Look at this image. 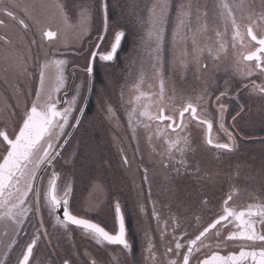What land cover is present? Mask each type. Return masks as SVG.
<instances>
[{
	"label": "rangeland",
	"instance_id": "374dc122",
	"mask_svg": "<svg viewBox=\"0 0 264 264\" xmlns=\"http://www.w3.org/2000/svg\"><path fill=\"white\" fill-rule=\"evenodd\" d=\"M49 2H52L51 7L47 3H40V6L49 16H56L54 22L45 24L48 26L46 28L57 32V39L47 44L46 49H39L30 42L29 49L26 50L22 34L15 32L20 31L16 24L17 17H20L18 12L12 11L15 19L4 13L2 16L6 24L5 27H0V38L6 37L10 42H7L6 48L0 47V70L11 64L10 60L14 58L31 63L30 60L27 61L30 56L35 64V72L31 78L27 74L22 75L27 81L22 77L13 80L17 86L24 84L29 87L25 98L20 86L19 94L12 88L13 96L21 99L19 103L27 99L30 100L28 105L32 106L37 100L38 89V103L46 102L49 96L58 103L67 80L65 64L62 69L49 64L44 69L43 85L40 80L41 65L46 61L65 60V46L71 39L82 37L87 66L89 58L91 59L89 50L96 44L99 35L105 36V42L109 43L107 50H110L115 33H125L114 60L110 63L102 61L106 65L105 72L102 71L101 82L98 85L96 83L95 87V104L99 113L91 116L94 118L98 115L90 131L85 134L83 147L75 153V159L81 166L70 167V181L59 180V185L56 186L59 198H63L66 187H71L67 199L74 213L93 218L110 227L115 218L114 208L118 203L120 209L126 211L125 216L132 225V238L139 241V249L145 250L147 264H172L184 251L187 241L195 239L199 234L201 227L214 214L215 207L221 204L223 198L233 196V205L242 207L254 206L256 201H262L264 140L256 137L264 135V104L262 105L259 97L260 101L253 97L250 89H243L246 84L243 81L252 79L255 65L243 62L242 56L252 47L247 39L246 27L251 25L255 30V26L257 33L264 34V20L257 22L258 15L261 18L264 14V0H168L169 9L162 24L158 25L163 30L158 51L157 43L148 40V32L153 27L149 9L157 0ZM103 4L107 5V32L104 31ZM223 4L228 5L239 25L241 35L236 39H233L231 18L227 9L222 7ZM16 5L14 0L2 1L0 10H15ZM188 5L191 7L188 8ZM181 6H185L184 10L189 15H179ZM58 7L59 10L54 12ZM85 10L88 12L86 19L81 15ZM44 14L46 15L45 12ZM77 14L79 19L74 20L72 16L77 19ZM42 17L48 19L47 16ZM37 23L39 22L30 24L28 36L31 37L33 29L37 32L43 30ZM209 49L212 50L211 54ZM61 71L62 82L58 80ZM141 74L143 82L138 84ZM2 79L5 80V77ZM161 81L164 85L163 99ZM86 87L85 76L76 89L73 108L81 96L83 101ZM239 90L244 91V99H240L241 93L237 96ZM222 92L225 95L221 96ZM141 93L144 95L141 96ZM137 96H141L139 101L136 100ZM218 96L219 101L216 99ZM199 97L203 99L197 104ZM238 101L240 106L237 105ZM189 102L197 106L198 113L203 108L206 115L201 118L212 122V142L229 144L231 151L208 147L205 142V126L193 121L188 115L183 120V126L175 132L168 129L167 123H159L155 119L149 120L139 115L145 107L154 116L163 108L167 116L170 115L177 121L179 111ZM220 105H224L222 113ZM8 106L0 100V122L14 125L11 112L20 104L10 110ZM133 107L137 108V112L130 123L129 113ZM73 108L64 134L60 139L52 141L58 147L70 125ZM234 117L235 120H232ZM231 126L233 129L229 128ZM172 142L177 143L169 151V144ZM208 158L225 159L213 164L206 160ZM237 162L238 165H233ZM56 169L60 178L62 168L58 166V162ZM224 171L232 175L231 179L241 180L240 186L233 185ZM207 174L209 178L204 177ZM203 180L209 185H196ZM12 201L11 203H15V198ZM41 208L47 214L51 212L47 206ZM4 211L6 209L0 208V213ZM15 211L14 209L13 212ZM24 217L25 215L17 217L21 221L18 224L0 221V264L6 258L18 255L16 236ZM55 224L57 223L54 222L53 225ZM46 227L48 234L60 233L57 229L50 228L49 220ZM62 227L64 231V226ZM215 232L203 238V245L199 242L196 248L206 245L211 250L228 248L220 241L222 231L219 230L218 237ZM68 234L66 240L56 241L54 249L58 252L59 247L62 249L66 246L72 251L76 249V254L80 256L81 242L88 241L87 235L81 231L82 236L74 231H68ZM81 238L82 241L78 242ZM177 243L181 245L179 249L176 248ZM85 246L93 249L90 244ZM83 252L88 256L87 250ZM114 255L116 264H126L123 259L130 258L129 249L121 246L116 247Z\"/></svg>",
	"mask_w": 264,
	"mask_h": 264
},
{
	"label": "flooded vegetation",
	"instance_id": "af4514ba",
	"mask_svg": "<svg viewBox=\"0 0 264 264\" xmlns=\"http://www.w3.org/2000/svg\"><path fill=\"white\" fill-rule=\"evenodd\" d=\"M7 0H0V2ZM16 2V8L15 10L12 8L11 11H16L20 15V17H17L18 20H16V24L18 29L20 31H15L20 34H22L23 40H24V45L25 49H29L30 42L31 44H35V46L39 49H46L47 44L54 42L57 39V32L54 30H50L47 24L45 23H52L54 22V19L56 16H49L46 11V15L43 12L42 6H40V3H47L50 5L52 2H49V0H14ZM65 0H61V2H64ZM58 5V2H57ZM59 10L58 8H55L54 12H57ZM30 12L32 14H30ZM4 11L0 10V20L3 21L2 24H0V27H5L6 22L2 18ZM15 16V15H14ZM42 16H47L48 19L44 18ZM16 17V16H15ZM77 19L72 16L74 20H78L79 16L78 14L76 15ZM257 22L261 20L260 14L257 17ZM13 20V19H11ZM20 20L24 21V24L27 25L28 27L25 28L23 25L19 23ZM36 21H38V27H43V30L40 32H37L36 29H33L31 32V37L28 36V28L30 27V24L33 22V24H36ZM248 27V26H247ZM247 27L246 30L247 31ZM254 29L256 30L255 26ZM22 30V31H21ZM254 30V34L257 36L258 39L264 37V34H259L257 31ZM44 31H52L56 33V36L51 39V40H46L43 38V32ZM244 31V32H245ZM41 33V35H40ZM36 37H34V35ZM247 35V33H246ZM248 41L251 43L252 47L243 54L242 56V61L245 63H253L255 67L254 74L252 76V79H249L246 84H244V90L250 89L253 97L257 100L260 101L262 105L264 104V93H261L259 91L260 87H264V71L261 70V68L256 67V61H245L243 59L244 55L246 53H251L256 50V48L259 47L255 42L250 40L247 37ZM7 42H10L8 38H0V47L1 48H6L8 47ZM97 43H101V49L100 51H106L108 49L109 43L100 41H96ZM94 43V44H95ZM95 44V45H96ZM84 42L82 37L76 36L74 40L68 41V43L65 46V75L67 77L66 84H65V91L63 94L59 97L58 103H56V107L59 110H63L64 108L68 107V103L71 102L73 97L76 94V89L81 83V78L87 77V87H86V92H85V97L82 101V96L80 97V100L77 101L76 106L73 108V115L71 118V122L69 127L66 130L65 135L62 138V142L59 145V147L62 145V143L65 141L66 137L70 133L72 129V125L75 124L76 118L80 116L79 123L76 125V127L73 128V131L69 138L65 141L63 144L61 150H60V157H56V159L53 161L51 165H46L44 168L41 170V179L38 180L36 183L41 187V200L43 204V194L44 190L46 191L48 187V181L47 179H50L53 171L57 173L56 169V164L58 162V166H61L62 168V174L60 178L57 176V182L56 186L59 185L58 181L59 180H64V182H68L71 179V171L70 167L78 166V168L81 166L76 159H75V153L77 152L78 149H81L83 147V142L85 140V134L90 131V127L92 126L95 117L98 116L96 115L94 118L91 116H94L96 113H99V108L96 107L95 104V87L96 83L101 82V75L102 71L103 73L105 72V63L99 60L97 57L93 61V71L92 74L89 75L87 72V68L89 66V61L88 60L87 66H85V61H84ZM95 45L91 46V49L89 50V54L91 51H96ZM10 49V48H9ZM10 52L12 50L10 49ZM262 55V60L261 63L264 65V54ZM91 55H89L90 57ZM10 60V59H9ZM31 61V63H27L26 61L19 60L17 58H14L10 60L11 64L6 66L5 68H2L0 70V100H2V103L8 104V109H12L14 106H17L20 104L19 107H15L11 112L13 113L14 117V125H4V123L0 122V130H4L7 132L10 138H14L15 133L19 131V127L21 125L22 120L25 118V112H27L32 106L28 105V102L30 100L23 99L22 103H19L21 99L16 98L13 96V90L14 88L16 92L19 94V86L21 89V93L24 92V98L27 96L29 87H26L24 84L17 86L16 84L13 83V80L16 78L22 77L23 74H27L28 78H31L32 74L35 72L34 70V63L32 62L31 57L29 56L27 58V61ZM110 63V62H108ZM109 65V64H108ZM29 66V67H28ZM85 66V67H84ZM104 67V68H103ZM2 77H5V80L2 79ZM22 79L25 80L23 77ZM30 86V84H29ZM255 89V90H254ZM249 90V91H250ZM27 91V93H26ZM241 93V94H240ZM240 94V99H244V91L239 90L237 96ZM258 97L260 99H258ZM87 99V100H86ZM12 101V102H11ZM82 103L80 104V102ZM17 104V105H16ZM240 101L237 102V105L240 106ZM17 108V109H16ZM1 110V108H0ZM2 110L6 113L8 111L6 109ZM82 110V111H81ZM16 112V113H14ZM81 114V115H80ZM2 114L0 113V117ZM186 116V115H185ZM234 120V119H232ZM20 123V124H19ZM233 129V126L229 127ZM212 131V130H211ZM256 139H263L264 140V135H259L256 137ZM255 139V141H256ZM224 144V143H221ZM58 147V148H59ZM6 148L7 145L2 142V139H0V160H2L3 155L6 153ZM56 149V151L58 150ZM225 150V149H223ZM82 171L84 168H81ZM45 181L47 183L45 184ZM56 195V192H55ZM58 198L59 196L56 195ZM229 196L223 198V201L221 204H217V207H215V212L214 214H211L209 219L205 221L203 226L201 227L199 233L210 223H212L214 220H216L220 215H223V209L224 207H229L237 212L241 210H246L248 209L249 206H234L232 201H233V196L229 200ZM262 201L261 202H255L254 206H260L261 208H264V194H262ZM62 199V198H61ZM228 200L227 205H225V201ZM14 201V200H13ZM12 201V202H13ZM10 206V205H9ZM25 208H30L32 209L31 211H28L25 214L24 220L22 224L19 225V229L17 232L16 236V241L18 242V255L16 257H11V258H6L4 259L1 264H19V261L23 258V253L27 248V245L32 242V240L35 238L36 239V244L33 247L32 254L29 258L28 264H65V261L68 262V264H116V256L114 255V250L116 249L117 246L120 245H114V244H98L95 239H93L89 234L86 233V231L80 227H77L72 224H67L65 225L62 223V219L57 220V215L54 211H51L49 214H47L42 208L40 211L37 213L35 210V195L34 193H29V196L26 198V203L24 205ZM43 207V206H42ZM68 209L70 213L74 216H77L79 218H83L86 220H89L95 224L100 225L103 227L106 231H108L110 234H115L117 232V220H116V208L115 209V218L113 223L111 224V228L107 226L104 223H101L98 220H95L93 218H87L81 215H78L74 213L69 205ZM14 211V209H13ZM123 218H124V223H125V229H126V240L128 241V244L130 246L129 248V256L127 260L123 259V261H126V264H147V257L144 254L145 250L142 248L139 249V241L136 238H132V225L129 224V220L126 218L125 213L126 211L121 209ZM49 215V217H48ZM214 215V216H213ZM254 223H255V228L258 234H264V224L261 223V218L260 217H252ZM50 223V228L51 229H57L60 231V233L56 232H51L48 234L47 230L48 228L46 227L47 223ZM56 222L57 224L53 225V223ZM223 226L218 225L217 229L222 231V234L220 235V238H222L220 241L224 243V246H227L228 248H223V249H217V250H211L209 246H203L200 248H196L199 244L192 247V252L189 255V264H201V261L210 258L213 253H216L220 256H228L229 254H238L242 249L245 251H252V250H259L261 248H264V242L261 241H246V240H231V241H225V237L233 231H238V222L235 221L233 218H229V221L222 222ZM64 226V231L63 227ZM217 229L210 230L211 232H215ZM68 231H74L76 234L79 236H82L83 234H80V231L83 232L84 234L87 235L88 241L83 240L82 238L78 240V242L82 241L81 243V255L79 256L76 254V249L73 251L68 249L66 246L60 249L58 248V252L54 249V245L56 241L58 240H66L67 237L69 236ZM209 233V234H210ZM195 237V236H194ZM193 237V238H194ZM91 239V240H90ZM192 239V238H191ZM203 239V238H202ZM96 242V243H94ZM190 241V239L187 241V243ZM87 244H90L93 249L87 248ZM122 247V246H121ZM196 248V249H195ZM189 249V244H186L184 246V251L178 256V259L176 260L175 264H183V257L184 254L187 253ZM83 250H87L89 252L88 256L83 252ZM91 251H94L93 254H91ZM75 258V259H74ZM246 264H250V261L244 262Z\"/></svg>",
	"mask_w": 264,
	"mask_h": 264
},
{
	"label": "snow or ice",
	"instance_id": "6c2138e0",
	"mask_svg": "<svg viewBox=\"0 0 264 264\" xmlns=\"http://www.w3.org/2000/svg\"><path fill=\"white\" fill-rule=\"evenodd\" d=\"M188 8L191 5L187 6ZM223 8L227 9V14L231 18V24L233 28V39L240 37L239 25L236 19L232 16L231 10L228 8L227 4L222 5ZM102 8L105 10L104 15V31L107 32L109 29L108 24V16H107V5L103 4ZM185 6H181L179 11V15L184 17L189 15V12L184 10ZM158 9V10H157ZM169 9L168 0H157V3L153 4L152 8L149 9V19L153 25L152 29L148 32V40L155 41L157 43V51L159 47V42L163 38V30L158 25L162 24V21L165 17ZM4 14L10 18L15 19L13 12L7 9H4ZM82 18H87L88 12L85 10L82 12ZM261 19L264 20V14L261 15ZM3 21L0 20V24ZM19 23L23 25L25 28L28 26L24 24L23 20H20ZM183 24V20H181V25ZM219 35V33H217ZM56 36L55 32L52 31H44L43 38L46 40H51ZM247 36L251 38V40L256 41L259 45L256 48L255 52H252L249 55L243 57L245 61H251L255 59L256 67L261 68L264 71V65H262V55L264 54V37L257 39V36L254 34L253 27L249 25L247 27ZM125 37V33L123 31H118L115 33L114 40L111 43L110 50L100 51L101 43H97L95 45L96 51H91V60L89 61V66L87 68V72L89 75L92 74L93 71V61L98 57L100 61L103 62H111L114 60L117 50L120 47L122 39ZM98 41L103 42L105 36L103 34L98 36ZM223 45H221V49ZM210 54L212 52L209 49ZM66 63L63 59H56L52 61H46L45 64L41 65L40 72V80L41 85L44 82V69L49 66V64H54L58 69H62L63 65ZM249 75L251 73H248ZM58 80L62 82L63 75L62 71L58 76ZM143 82V75L141 74L139 83ZM255 90V89H254ZM163 91L164 85L163 81H161V99H163ZM259 91L264 93V87H260ZM206 94V93H205ZM144 94L141 93V96ZM221 96L225 95V93H221ZM37 100L33 102L32 107L27 111L25 118L23 119L22 125L19 127V131L15 133L14 138H10L6 131L0 130V139L2 142L7 145L6 154L3 155L2 160H0V208L6 209L3 213H0V221H11L13 224H18L21 221L17 219L19 216L25 215L28 211H31L30 208H25L24 205L26 203V198L29 196V193H34L35 195V210L38 213L42 206H47L49 211H54L56 209H61L63 211V221L65 225L72 224L77 227H80L86 231L93 239L96 240L98 244H114L120 245L124 249H129L130 246L128 241L126 240V229L124 218L121 213V209L119 204L116 205V219L118 224V231L113 235L106 231L103 227L98 224H95L89 220L79 218L70 213L68 209V199L67 197L71 193V187L68 186L64 190L63 198H58L55 195L56 192V182L58 174L53 171L49 181L48 187L43 194V204L41 200V187L36 183L41 179V170L46 165H51L57 156L60 155L58 151H56L58 145L54 144L53 139H60V137L64 134V129L68 125L69 117L72 113V106L76 102V97H73V100L70 102L69 106L64 108L63 110H59L56 107V102L52 101L51 96L48 97V100L44 103H38L40 100V90H37L36 93ZM141 96H137L136 100L139 101ZM203 97L197 98V104L202 101ZM217 101H219L220 96H218ZM82 111V110H81ZM221 113L224 111V105H220ZM111 112V109H109ZM137 112V108L133 107L132 111L129 113L130 123L133 119H135V114ZM189 113L191 119L199 120V123L203 126H206L209 136L207 139L208 144H212L211 139V130H212V122L208 119H202V115H206L204 113V109L200 108L198 113L197 106L194 103H187L183 110L179 112V116L181 119L180 124H176V121L172 116H166L164 114V109L161 108L158 115H153L150 111L142 110L139 112L140 117H145L149 120L155 119L161 122L167 120L170 121L167 125L168 128L172 129L173 132L176 131V128L183 126V120L185 118V114ZM239 115V113H238ZM77 123H79V118L77 117ZM235 120V117L233 118ZM221 128H223V124L221 123ZM72 127H76V125H72ZM231 139V136L229 134ZM177 142H172L169 144V151L173 147H175ZM216 148L226 149L228 151L232 150V147L229 144H216ZM125 163L127 161L125 160ZM15 198V203H11L12 199ZM232 197L229 196L230 200ZM228 200L225 201V205H227ZM10 205V206H9ZM13 209L16 211L13 212ZM223 215H220L216 220H214L211 224L203 229L195 237V239L190 240L189 251L184 254L183 264H189V255L192 252V247L200 242L203 245V239L206 238L210 233V230L217 229L218 225L223 226L222 222L229 221V218H233L238 222V231L230 232L224 239L225 241L231 240H246V241H261L264 242V234H258L255 228V223L252 217H260L261 223L264 224V208L260 206L249 205L248 209L241 210L239 212L229 208L224 207ZM60 217H57L59 220ZM215 235L218 237L220 235L219 230L217 229ZM36 244V239L34 238L31 243L27 245L26 250L23 253V258L19 261V264H28L29 258L32 254L33 247ZM181 245L177 243L176 248L179 249ZM169 251H171L169 249ZM250 261V264H264V248L259 250L245 251L241 250L238 254H229L228 256H220L216 253L201 261V264H244V262ZM65 264H68L65 261ZM175 264V262H172Z\"/></svg>",
	"mask_w": 264,
	"mask_h": 264
},
{
	"label": "water",
	"instance_id": "95a60500",
	"mask_svg": "<svg viewBox=\"0 0 264 264\" xmlns=\"http://www.w3.org/2000/svg\"><path fill=\"white\" fill-rule=\"evenodd\" d=\"M246 33H247V31H246ZM248 37V36H247ZM250 40H251V38L250 37H248ZM258 39V38H257ZM253 41V40H252ZM253 42H255L256 44H257V42L256 41H253ZM258 45V44H257ZM255 52V51H254ZM252 53V52H251ZM251 53H246L244 56H246V55H249V54H251ZM92 59V58H91ZM90 59V60H91ZM253 60H255V59H253ZM252 61V60H251ZM183 110V109H182ZM182 110H180V111H182ZM179 111V112H180ZM160 112V111H159ZM164 114H165V111H164ZM81 115V114H80ZM166 115V114H165ZM185 115H188L190 118H191V116H190V114L189 113H186ZM167 116V115H166ZM79 119H80V116L78 117ZM193 120V119H192ZM193 121H195V122H197V123H199V120H193ZM157 122H159V123H167V125H168V123L170 122V121H167V120H165V121H163V122H161V121H159V120H157ZM23 123V122H22ZM181 123V119H180V116H179V113H178V116H177V121H176V124H180ZM78 123H77V119H76V122H75V124L74 125H77ZM200 124V123H199ZM22 125V124H21ZM73 128L74 127H72V129H71V131H70V133L68 134V136L66 137V139H65V141L69 138V136L71 135V133H72V131H73ZM180 127H178V128H176V131L179 129ZM170 131H173L172 129H170V128H168ZM211 135V134H210ZM208 136H209V133H208V130H207V128H206V126H205V142H206V144L208 145V146H210V147H213V148H216L215 147V145H216V143H214V142H212V144H208L207 143V139H208ZM65 141L62 143V145L58 148V152H60V150H61V148H62V146H63V144L65 143ZM226 150V149H225ZM6 154V153H5ZM254 210H255V207H254ZM55 213H56V215H57V217H60V219H62L63 220V211H62V208L61 209H56L55 210ZM117 220V219H116ZM211 224V223H210ZM117 228H118V224H117ZM117 231H118V229H117ZM203 231V230H202ZM199 235V234H198ZM188 251H189V249H188ZM188 251H187V253H188ZM244 264H246V263H244Z\"/></svg>",
	"mask_w": 264,
	"mask_h": 264
},
{
	"label": "trees",
	"instance_id": "16d2710c",
	"mask_svg": "<svg viewBox=\"0 0 264 264\" xmlns=\"http://www.w3.org/2000/svg\"><path fill=\"white\" fill-rule=\"evenodd\" d=\"M205 159V158H204ZM225 158H221V159H218V158H216V159H213V158H208V159H206V160H208V161H212V163L213 164H215L217 161H220V160H224ZM211 163V164H212ZM233 165H238V162L236 163V164H233ZM217 166H220V165H217ZM225 173H226V175H227V177H228V179L232 182V184L233 185H238V186H240V181L241 180H237V181H235V179H231L232 178V175L231 174H229L228 172H226V171H224ZM232 174H233V172H232ZM205 178H209V174H207L206 176H204ZM211 178H212V176H211ZM221 180H224L223 178H221ZM198 184H196L197 186H201L202 184L203 185H209L206 181H202L201 183H200V181L199 182H197ZM200 183V184H199ZM206 183V184H205ZM260 187H262V186H260ZM263 192V194H264V191H262Z\"/></svg>",
	"mask_w": 264,
	"mask_h": 264
},
{
	"label": "bare ground",
	"instance_id": "6f19581e",
	"mask_svg": "<svg viewBox=\"0 0 264 264\" xmlns=\"http://www.w3.org/2000/svg\"><path fill=\"white\" fill-rule=\"evenodd\" d=\"M207 145V144H206ZM208 146V145H207Z\"/></svg>",
	"mask_w": 264,
	"mask_h": 264
}]
</instances>
